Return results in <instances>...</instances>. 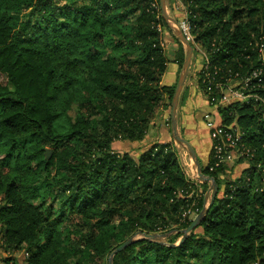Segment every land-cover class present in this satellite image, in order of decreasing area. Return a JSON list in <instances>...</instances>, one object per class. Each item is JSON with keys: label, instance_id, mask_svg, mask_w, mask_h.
I'll return each mask as SVG.
<instances>
[{"label": "trees", "instance_id": "16d2710c", "mask_svg": "<svg viewBox=\"0 0 264 264\" xmlns=\"http://www.w3.org/2000/svg\"><path fill=\"white\" fill-rule=\"evenodd\" d=\"M178 2L191 59L195 45L207 56L197 87L214 104L218 84L261 71L245 89L261 100L217 109L248 149L236 160L245 167L230 178L210 152L201 172L218 192L185 236L207 185L191 181L175 145L111 147L142 141L171 106L175 84L162 77L169 62L181 68L185 47L164 45L159 0H0V244L24 250V264H107L137 233L112 264H264V0ZM172 231L165 243L145 238Z\"/></svg>", "mask_w": 264, "mask_h": 264}, {"label": "rangeland", "instance_id": "374dc122", "mask_svg": "<svg viewBox=\"0 0 264 264\" xmlns=\"http://www.w3.org/2000/svg\"><path fill=\"white\" fill-rule=\"evenodd\" d=\"M164 10H165V14L167 15V17H169L172 20L176 21L178 23V25H179L180 21L184 17V9H183L182 5L178 2V0H164ZM168 26L170 28V31H167L166 29H164L162 32L164 33L165 36L170 37L172 40H170V42H165L164 45L165 46H168L167 47L168 49L173 50V49H176V47H177V44L173 40L174 37H176L174 35V31L173 30H176L177 29V26L173 22H171V21L168 23ZM195 47H196V50L199 49L198 46L195 45ZM193 56H194L193 57V60L191 59L190 60V63H189L188 75H187L188 77H186V78H187V83L189 85L195 84L197 86V84H196V78H195L196 77V74L195 73L202 66L203 59L202 58H200V60L198 59L201 56L198 53V50H197V53L194 52V55ZM180 71H181V68H178V71L176 72L175 80H174L173 84H171V85H174V84L176 85V82H177L178 76L180 74ZM194 92H195V90H194ZM200 92H201V90H200ZM202 95H203V99L205 100V97H204V94L203 93H202ZM198 101L201 102L202 100H197V102ZM233 101H239V100L233 98V99H230L229 102L231 103ZM181 102H183V101H181ZM211 109L212 108H210L207 105L206 110L203 111V113L201 114V116L199 117V119H197V121H196V123L194 125V127L197 128V132H198L197 135H198V138L200 139L199 141H201V143H202L201 146L199 144H197V146L195 147L194 141L190 139L191 140V142H190V140L186 138L189 135V132L188 131H185L184 132L182 130V133L183 134L179 131V134L181 135L182 138L186 139L190 144L194 145V147L197 148L196 150H197V154H199V157H198L199 158V161H200L199 163H201V165H204V163L206 162L205 154H207L208 151H209V140H208V137H207V132L205 130L206 121L208 119L204 118V115L203 114L205 112H207V111H210ZM212 114L215 117V119L216 120L218 119V121H219L218 110H215L214 109V111H212ZM209 116H210V118L212 120H214V117L212 115H209ZM177 117L178 116L176 115V120H177V125H178V119H177ZM182 118H183V116L181 117V119ZM169 121H170V106H168L166 108H161V109H159V111L157 112V114L153 117V119L150 122V126H149L150 131H148L149 134H148V137L147 138L145 137L142 141L132 142V144H127V145L123 141L115 140V141H113L111 143V147H112L113 150H117V151H129V152L134 151V152H136V150L137 151L145 150V149L149 148V146L151 145V144L146 145V143L150 139H153V138L155 139L154 136L156 134H159V132H160L161 129L164 130V131H166V132L168 131L169 134L171 135L170 122ZM228 124H229V126L230 125H236V119H233ZM56 126H57V128L60 131L63 130L67 126V122H66L65 118L64 117L59 118L56 121ZM154 142H157V141H154ZM170 142H172L175 145L176 151H177V154H178V157H179V160H180V162H181V164H182V166H183V168H184L187 176L191 179V181H193L196 185H199V188H201V183H206V185H207L206 187L207 188H206V191H205V196L207 195V200H206L205 206H207V204L209 202V199H210L211 192H212V189L210 188L211 187L210 181L201 182L199 180L196 167H195V165L193 163V160L190 157V154H189L188 150L185 147H183V146L179 145L178 143H176L174 141V139L172 138V135H171V141ZM46 148H47V152H49L50 147L47 146ZM210 152H211V146H210ZM235 158H234L235 160L233 161V163L229 164V166H231L230 167V173L228 174V176H230V178H234V177L238 176L240 174L241 169L243 167H245V164L244 163H238L236 161L237 160V157H235ZM221 191L222 190L219 191V193H218L219 195L221 194ZM194 216L195 215L193 214V217ZM54 221L56 222V230H58V231L60 229L61 230H64L65 223L66 222H64L62 224V222H58V219L56 217H54ZM198 230H200V228H198L196 231H198ZM173 233H175V232L174 231L168 232L166 234V236L167 235L170 236ZM157 234H162V233L159 232ZM132 237L133 238H139V237H142V235L137 234V235H134ZM166 239H167V237H165V236H162V237L159 238V240L161 242H163V243L166 242ZM179 240H180V238H179ZM179 240H177L175 242V244H177L179 242ZM24 255H25V252L22 249L16 250V251H14L12 253H9V252L5 251L3 249V247H2V245L0 244V264H6V262L3 259V258H6V257L13 258L11 261L13 262L15 260L17 264H24L23 263V257H24ZM109 256H108V258H109ZM108 258H107V260H108ZM13 264H15V263H13ZM107 264H108V261H107Z\"/></svg>", "mask_w": 264, "mask_h": 264}, {"label": "built area", "instance_id": "2783aa9c", "mask_svg": "<svg viewBox=\"0 0 264 264\" xmlns=\"http://www.w3.org/2000/svg\"><path fill=\"white\" fill-rule=\"evenodd\" d=\"M180 30L182 31L184 37L190 42H193L192 36L189 33V26L186 19H183L179 23ZM260 51L264 50V47L259 46ZM198 53L201 55L203 59L202 66L200 69L206 68L207 65V56L202 49H197ZM261 73L260 70L255 69L251 72L250 76L245 78L241 82H237L233 85H229L227 87H221V85H217L218 93H220V98L216 104L213 103L214 97L206 99L210 108V111L205 112L204 118L208 119L206 121V128L209 132V137L211 139V151L214 153V157L216 159V165L219 163L231 164L236 159L235 157L247 156L248 149L244 147L242 143H240L239 134L237 131L231 129V127H224L222 124L216 120L212 114V111L217 110L222 105H226L230 103V99H237L239 101L248 102L250 98H253L255 101L261 100L256 94L245 92L246 87L248 86L251 79L259 76ZM260 81V79H257ZM214 108V109H213ZM209 115L214 117V120L210 118ZM235 158V159H234ZM212 169V168H210ZM192 213V214H191ZM185 214L193 216L196 215L194 212L190 210Z\"/></svg>", "mask_w": 264, "mask_h": 264}, {"label": "water", "instance_id": "95a60500", "mask_svg": "<svg viewBox=\"0 0 264 264\" xmlns=\"http://www.w3.org/2000/svg\"><path fill=\"white\" fill-rule=\"evenodd\" d=\"M160 2V8H161V14L163 16V18L165 19V21L167 23H169L170 21L173 22L176 26L177 29L173 30L174 31V35L180 40V42H182V44L185 47V56H184V60L181 66V71L180 74L178 76L175 88H174V92H173V96H172V100H171V106H170V130H171V135L172 138L174 139V141L176 143H178L179 145L185 147L189 154L191 159L193 160V163L196 167L197 170V174H198V178L201 182L204 181H210L211 183V195H210V199L209 202L207 204V206H204V208L198 213L196 214L191 223L185 228L183 229V233L184 236L187 235L190 231L194 230L199 223L205 218L206 214H207V210L209 208V206L212 204L214 198L216 197V194L218 192V185L215 182V179L213 177L210 176H204L201 172V165L199 163L197 154L194 150V148L192 147V145L184 138L181 137V135L179 134V130H178V125H177V120H176V107L178 104V97H179V93L182 89V86L186 80V77L188 75V67H189V63L192 57V45L191 43L184 37V35L182 34L180 28L178 27V23L174 20H172L171 18L167 17V15L165 14V10H164V0H159ZM207 200V195L205 196L204 202L206 203ZM139 234V233H137ZM162 236H166V233L163 234H157V233H153V234H147L145 236V238L150 239V240H155L160 242L159 238ZM184 236L182 237V239L179 241L181 242L184 238ZM136 238L130 237L129 239H127L126 241H124L121 245H119L117 248H115L109 258H108V264H112V257L113 255L118 252L119 250L123 249L125 246H127L130 242H132L133 240H135ZM179 244V243H178Z\"/></svg>", "mask_w": 264, "mask_h": 264}, {"label": "crops", "instance_id": "0c3cea01", "mask_svg": "<svg viewBox=\"0 0 264 264\" xmlns=\"http://www.w3.org/2000/svg\"><path fill=\"white\" fill-rule=\"evenodd\" d=\"M200 58H201V56L198 59L200 60ZM177 71H178V65L174 62H169L167 65V70L162 77V80L164 82H166V84H170V85L173 84ZM194 90H195V92H194ZM204 97H205V100L203 99V95L200 92V90L197 88V86L195 84L189 85L187 83V78H186V80L182 86V89L179 93L178 104L176 107V115L179 117V118L177 117V119H178V130L181 133H182V130L184 132L188 131L189 135L186 138L189 140L190 139L193 140L195 147L197 146V144H199L200 146L202 145V143H201V141H199L200 139L198 138V135H197V133H198L197 128L194 127V125H195L197 119H199V117L203 113V111L206 110V107L208 105L206 96L204 95ZM197 100H202V101L197 102ZM181 101H183V102H181ZM182 116H183V118L181 119ZM205 130L207 132V137L209 140V151L207 154H205L206 162L204 163V165H206L208 163L209 154H210V146H211V139L209 137V132H208V129L206 127H205ZM148 131H150V128ZM148 134H149V132H147V134L145 136L146 138L148 137ZM154 137H155V139L154 138L150 139L146 143V145L152 144V143H154V141H157V143H165V142L171 141V135L169 134V132L168 131L166 132L162 129L160 130L159 134H156ZM191 140H190V142H191ZM127 144H129V143H126V145ZM130 144H132V143H130ZM194 145H192V147L196 150L197 148H195ZM195 152L197 154V150ZM197 155H198L197 157H199V154H197ZM198 160H199V158H198ZM200 165H201V163H200ZM204 165H202V166H204Z\"/></svg>", "mask_w": 264, "mask_h": 264}]
</instances>
